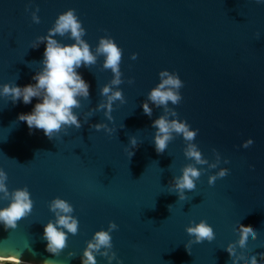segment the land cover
<instances>
[{
    "label": "water",
    "instance_id": "95a60500",
    "mask_svg": "<svg viewBox=\"0 0 264 264\" xmlns=\"http://www.w3.org/2000/svg\"><path fill=\"white\" fill-rule=\"evenodd\" d=\"M37 6L38 23L31 16ZM68 8L76 9L93 49L105 35L122 47L123 83L118 87L125 102H114V120H107L104 110L87 118L106 99L100 88L113 77L102 55L78 69L90 84L89 97L75 109L84 121L79 129L67 127L53 138L43 129L30 131L18 114L31 111L37 98L24 104L0 97V167L8 173L10 190L27 185L35 201L16 228L0 224V252H21L22 260L34 264L46 258L54 264H81L80 254L93 233L115 221L113 250L124 264H232L225 246L238 240L239 223L259 234L242 256L264 253V3L0 0V83L35 82L45 43L34 48L32 42ZM133 52L138 53L135 59ZM165 68L184 81L182 100L169 101V106L199 129L193 142L210 163L220 154L217 168L197 165L206 171L196 189H185V200L169 185L183 166L194 163L184 152L188 142L175 135L158 153L152 121L164 114L163 106L152 105L151 116L142 106ZM98 122L116 131L96 130L92 125ZM131 136L138 138V146L129 157ZM249 137L253 144L244 147ZM221 167L230 171L209 184L208 177ZM56 196L74 205L80 221L78 233L69 234L68 247L58 256L46 250L43 238L44 225L54 219L49 202ZM6 203L0 199V206ZM200 219L213 225L216 236L193 243L189 253L186 225ZM69 251L77 255L69 257ZM97 259L108 264L106 257Z\"/></svg>",
    "mask_w": 264,
    "mask_h": 264
},
{
    "label": "clouds",
    "instance_id": "9594fccd",
    "mask_svg": "<svg viewBox=\"0 0 264 264\" xmlns=\"http://www.w3.org/2000/svg\"><path fill=\"white\" fill-rule=\"evenodd\" d=\"M257 3H264V0H257ZM39 7L31 12L32 20L40 21L37 14ZM86 28L80 20L76 9L68 8L61 12L54 21L47 34L39 35L32 42L31 47H39L43 42L45 48L40 68L32 77L34 83L19 85L15 81L0 83V97H5L13 103L23 102L31 104L33 97L37 100L31 111L21 112L18 119L25 121L30 129H43L44 134L53 138L67 127L75 126L79 129L84 121L80 114L75 111L82 103V98H88L90 95V84L85 80L83 74L78 71L81 66L90 67L97 62L98 56H103V67L110 68L113 77L100 88V94L106 98L101 100L95 108H91L87 118L92 116L97 110H104L107 120H114L112 111L114 102L119 100L125 102L123 89L118 87L123 83V73L121 71V61L123 55L122 47L117 43L114 37L110 35L101 36L98 44L93 49L90 43L84 38ZM67 37L65 40L57 37ZM138 53H132V59H135ZM159 82L148 92L147 98L143 101L144 112L151 116L153 112L152 105L156 107L163 106L164 114L152 121L155 128L153 137L155 149L158 153L164 152L175 135L183 136L188 142L184 149L186 157L194 161L193 164L183 166L182 174L174 176L169 187L178 193L179 199H187L185 189L192 190L197 187V180L206 169L197 167V165L207 164L209 168H217L220 161V154L217 152L216 160L209 162L203 156L199 146L194 143L199 129L191 127L186 119H180L174 107L169 106V101L173 105L179 104L182 100L180 89L184 85L178 72L170 71L165 68L159 72ZM132 78H129V83ZM96 130L104 129L108 133L116 131L107 122H98L92 125ZM121 128L124 127L122 124ZM253 144V139L249 137L243 142L244 147ZM138 146V138L130 137L129 157L134 154V147ZM227 163V159L224 161ZM230 170L227 167L219 168V171L208 177L209 184H214L218 177H224ZM8 173L0 167V199L7 200L8 203L0 206V224L5 229L16 228L17 222L28 216L34 207V199L27 185L15 189H9L7 184ZM171 208V205H169ZM49 209L54 213V219H49L44 225L43 238L47 241L45 247L50 253L56 256L68 247L69 234L75 235L79 231V218L74 215V205L67 199L56 196L49 202ZM238 240L228 243L225 248L229 253L232 264H264V253L254 254L251 257L242 256V253H248L251 250L253 241L258 239V232L250 229L243 224H238ZM115 221H109L107 228L96 230L91 239L86 242V247L80 254L81 264H98V255L107 258L108 264H124L122 258L117 256L113 250L112 231L117 229ZM186 232L191 239L185 247L191 253L193 243L203 242L205 239L209 242L214 240L216 233L214 227L206 219H200L198 222L192 221L186 225ZM77 255L75 251H69L68 256ZM259 257V259H258ZM0 264H28L21 259V252L13 254H4L0 252ZM43 264H54L53 259L46 258Z\"/></svg>",
    "mask_w": 264,
    "mask_h": 264
},
{
    "label": "bare ground",
    "instance_id": "6f19581e",
    "mask_svg": "<svg viewBox=\"0 0 264 264\" xmlns=\"http://www.w3.org/2000/svg\"><path fill=\"white\" fill-rule=\"evenodd\" d=\"M23 261H25V260H23ZM25 262H28V261H25ZM28 264H34V263L28 262Z\"/></svg>",
    "mask_w": 264,
    "mask_h": 264
}]
</instances>
